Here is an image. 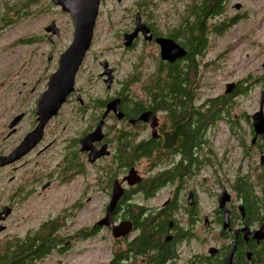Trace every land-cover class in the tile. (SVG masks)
I'll list each match as a JSON object with an SVG mask.
<instances>
[{"label":"flooded vegetation","instance_id":"1","mask_svg":"<svg viewBox=\"0 0 264 264\" xmlns=\"http://www.w3.org/2000/svg\"><path fill=\"white\" fill-rule=\"evenodd\" d=\"M41 1L42 0H39V2H30V0H0V40L3 39L5 41V36L8 33L17 30V28L22 24L24 16H26L28 12V10H25L26 6H31V10L36 11L39 9V4ZM117 1L119 3L114 2V4H112L108 0H101L93 42L84 58V61H82L79 72L76 75L75 91L68 96L66 102L62 105L60 111L54 117L61 118L65 112L72 107L71 111H73L74 114L79 113L77 116L80 117V120H83V110H86V112L91 110L93 111L92 117L95 114L102 118L106 112L107 104L112 101L119 100L120 109L124 114V117L119 119L114 112H110L106 117L103 127V138L100 142L95 144L97 149L106 147L105 152H109V154L100 157L95 163L89 162V153L83 152L80 149V141L83 139V127L79 128L80 130L78 131V134L75 133L74 137L70 140V144L67 149L63 147L54 149L56 145L54 146L52 143L47 146L41 144L45 136L44 133L42 141L24 159L4 167H0V175H4L9 168L14 171L18 170V168H22L24 160L35 152L38 154L54 152L55 158L58 159L57 163L54 162L47 173H43L38 169L40 164L38 163L31 176L37 177L33 180L27 178V180L17 189L16 195L18 197L24 195L23 192L27 189H29L32 194H40L41 191L52 189L54 186V181L50 178V176L55 172V168L58 167L60 171L59 181L67 182L68 180L74 181L76 178H81V193L79 195L80 199L84 194H86V187L88 185L84 183L83 193V167L86 165L83 161V157H87L88 163L92 166H97L99 171L103 173V175L99 176H107L106 185L101 188V192L105 194L108 199L107 203L104 204L102 209L104 214L106 213L107 207L112 198L114 181L118 180L121 184V187L125 190L124 195L120 198L113 213L116 225L124 221V219L122 220L118 217H120L119 212L123 215L122 208L124 209V198H126L127 201V196L125 195L129 193L131 194L132 198H135L141 193L140 187L137 185L130 186L126 181H124V178L128 175L130 169L135 168L138 170L139 174L144 178V180H151L152 178L162 175L165 177L167 183L155 189L149 190L151 194L148 197L142 195V199L145 200L147 204L145 206H148L149 211H154L156 214L164 211L165 209H169L174 205L172 210L175 216H173V221H170V230L166 235L165 241H172L177 236H181L182 238L176 241L174 246V257L168 260L166 264H224L226 256L232 250L233 243L236 242L234 241L235 235L238 238V244H236L233 264H239L241 259L250 252L252 253L250 260H255L256 256L258 255L261 263H263L264 114L260 116L262 118L258 121V133L254 128V117L261 108V96L264 94V59L261 67L258 69L259 74L257 76L254 75L253 78L242 81L230 80L222 82L223 86H226L229 82L236 84L234 92L229 94L230 98L232 99L231 106L230 104L226 105L227 109L231 113V117H224L219 121H216L215 125L212 128H209L204 140H206L205 142H212L210 135L214 136L216 131H223V134L225 135L222 137L223 145L219 147L218 150L214 149L215 146L203 145L201 148L202 154H200L197 149H195L193 160L189 157L185 159V157H183L181 154H173L171 148L166 145L167 140H169V143L172 144L170 135L176 131L174 129L173 119L171 117H166V113L163 115L157 114L159 119L157 137H153V128L149 124L139 120L141 113L137 114L135 109L142 108V106L144 107L150 98L139 95L137 89L135 88V84L133 83L134 80L130 81L127 79L128 76H130L129 73H132L133 70H135L133 65L135 61L131 63V68L128 71V75L123 79L119 78V65L127 53H131L132 55L140 53L134 51L139 44L142 45V50L145 48V46H155L161 57V49L156 40L157 38L165 36H163L160 31H158L156 28V23L151 16L154 14L155 18L157 17V7L165 5V7L162 9L163 22H167V24L177 22L174 26L169 28V30L174 32L177 31L181 34V36L179 34L176 41L171 37V34L174 33L172 32L168 34L167 39L179 42L181 38L183 39L186 37L184 36V33L187 32L189 25L193 24V26H196L197 16L192 14L191 8L193 10V8L200 3V0H136V4L133 8L137 7V10L133 18H131V23H129L130 17L125 14V12L128 11V6L125 4L124 0ZM256 1L257 0L236 1L233 3V8L236 12L231 14L230 5H233L232 0H226L225 13L216 19L209 20L208 24H210V27L212 28L213 25L219 21L239 22L240 20H243V18H240L241 14H239L245 9V4H243V2L247 4H253ZM49 3L53 4L51 0H49ZM110 3L116 10L106 14V10L109 9L108 6H111ZM174 5L177 12L173 10ZM59 8L61 9V7ZM46 10H48V8H46ZM39 12H44V9L40 8ZM66 14L69 15L68 13ZM35 15L36 14L33 16ZM113 15L117 16V20H121V25H119L118 29H115V25L112 21ZM249 15L251 16V19L245 21L246 25L244 30L252 26V24H248V22L258 21L257 14L250 13ZM138 21H141L142 25L148 29L147 36L151 37L152 40H147L144 32L142 31L143 29H141L138 32V37L129 47H127L125 45V35L133 34L137 30ZM101 22H105L109 28V30H107L105 33V36H108L109 33H112L116 36V45L118 47L115 48L116 50L112 55H119L118 59H113L112 55L104 50V45L106 43L97 42V29ZM232 26H230L228 30H230ZM58 28L59 30H57ZM58 28L55 29L58 37H61L63 33L59 26ZM224 36L225 35H217L213 32L209 34V38H212L213 41L212 49L214 48V43H216V40L214 41V39H223ZM256 40L257 38L255 36V31H253L251 35H249V41L251 43L248 42V44L250 46H256ZM23 41V38H18L17 42L15 41L12 45L5 46L4 48H13L17 44H23ZM41 41L49 42L50 44L53 43L50 34H47L43 40H39V42ZM97 44H99V47ZM52 57L53 55L50 54L48 61H51ZM59 57L60 56H58V60L56 59L57 68ZM86 61H90L94 64V67L98 69L96 74V77L98 78L96 82L98 84H102L105 87L104 90H106V92H110L114 86L117 87L114 95L107 94V96L103 97V99H105L104 105H101L99 109L95 107L96 104L94 102L97 99L102 100L101 97L96 98L89 95V98H87V91H85L83 95V76L86 75L83 64ZM176 62L180 63V60H177ZM107 63L108 71L112 70L111 76L113 77V82L110 84V87L106 84V80L109 79V75L103 76L104 72L106 71L105 67H107ZM135 66L136 69H139L140 64H135ZM50 73L52 75L55 73V71H51ZM48 81L46 80L44 84L45 88H42L43 90L40 93L38 92L39 94L37 93L36 98L28 102V108H26V110H22L19 115L12 120L9 126L10 130L7 134V138L11 137L12 135L14 136V134L17 133L21 128L22 122L26 120L33 121L34 119L36 122L34 125L37 127L39 118L37 113L38 104L40 98L48 87ZM127 82H129L128 86L130 89V96H128L127 99L128 113L123 110V107H125L124 97L118 95L120 88H122V84L124 85ZM25 85L26 89L34 87L28 86V82H25ZM257 87L260 88V96L257 101V104L259 103L258 110L251 112L241 110L239 104L235 103V101L243 95L245 89ZM238 90L242 91L237 93ZM139 91L141 92L142 88H140ZM78 96H80L79 100ZM193 104L196 107L194 110ZM193 104L191 109L192 111L197 112L199 108V102L197 98L194 99ZM238 107L239 111L236 112ZM13 110L15 114L16 109L15 107H12L7 112V118L14 115ZM89 115V113L86 114L87 119L90 118ZM89 120H92V118ZM73 122L74 121H71L69 123L70 127H73ZM113 122L114 124H112ZM218 122L220 123L219 125H217ZM221 125H225V128H221ZM35 127L33 128L32 125V127L22 136L19 143L9 151L0 149V158L11 155L12 152L23 143L25 137L30 132H32ZM151 138L155 139L157 143L163 142L161 145L165 146L167 149L160 152V150L155 148L152 151L153 154L150 156H139L138 160L129 168H127L126 173L115 178L110 185L111 173L113 172L114 167H117L115 162L116 152L118 150L123 151L124 148L132 150L133 146L137 147L139 143H147ZM57 151L59 153H57ZM181 164L183 165L184 170L182 177L176 175V171L181 166ZM103 165L106 166V170L102 168ZM142 168L158 169L159 173H156L149 179L148 176L145 177L142 174V171H140ZM15 178L16 177L12 175L10 177V181L12 180V182H14ZM108 178L109 181L107 182ZM29 195L30 194L26 196V199H28ZM220 195L222 199H224V196L229 197V201L224 205L225 208L221 207ZM163 197L164 201L161 202V198ZM203 197L212 199L213 207L211 210L204 209L202 201ZM215 200L217 204H215ZM157 201L160 203L155 205L154 203ZM14 204L15 200L12 198L10 202L0 205V228L5 226L8 228V221L12 216H2V212L5 209L4 207H10L14 213ZM226 223L229 224L227 229L224 227ZM179 230L182 232V234H178ZM246 230L249 231V235H246ZM255 231L261 232L262 239H260L259 242L252 238V234ZM6 232L7 230L0 233V245H7ZM139 233L140 231L134 227V231L126 238L135 239ZM217 237L220 238V241L216 244ZM244 237H247L246 240L248 242L245 241ZM117 240L122 239H116L114 253H116L117 256H111L110 261L106 264H122L119 263L120 259L118 255L125 254L126 252L124 250H126V248L122 244H119ZM209 240H212V242L208 243ZM122 246L124 249H120ZM149 250L150 249L148 248L144 255L140 257L132 256L133 250H131L132 253H130L128 256V259L130 258L131 260L128 262V264H152L151 257L155 253L153 252L152 254H148ZM254 250L257 252L255 255L253 254ZM125 263H127V261Z\"/></svg>","mask_w":264,"mask_h":264},{"label":"rangeland","instance_id":"2","mask_svg":"<svg viewBox=\"0 0 264 264\" xmlns=\"http://www.w3.org/2000/svg\"><path fill=\"white\" fill-rule=\"evenodd\" d=\"M37 1L39 2V0ZM108 1L112 4H114V2L119 3L117 0ZM135 1L136 0H124L125 4L128 6V11H126L125 14L130 17L129 23H131V18H133L137 10V7L133 8L136 4ZM236 1L241 0H232V4ZM53 4L49 3V0H42L39 4V9L43 8L44 12H39V9L36 11L31 10L32 7L27 9L28 7L26 6L25 9H27L28 12L26 16H24L22 24L14 32L8 33L5 36V41L3 39L0 40V149L9 151L19 143L22 136L32 125L33 128L35 127L34 124L36 122L34 119L33 121L26 120L22 122L21 128L14 136L12 135L7 138L12 120L18 116L22 110H26V108H28V102L32 99L34 100L37 93H40L43 90L42 88H45L44 84L46 80L48 81L51 75L50 72L56 71L57 69L56 59L58 60V56H60L73 41L74 24L70 16L64 13L57 5L55 6V4ZM243 4H245L244 11H239V14H241L240 18H243V20H240L232 27L223 39H214V41L216 40L214 48L212 49L211 46V49H208L207 52L206 61L216 60L218 55L219 59L224 61L223 63L225 66L221 72H217L210 79L211 85L208 91L212 94V98L224 95L223 81H242L251 79L254 75L257 76L259 74L258 69L263 63L264 0H257L253 4L243 2ZM233 6L234 4L230 5L231 14L236 12ZM113 7L112 5L108 6L109 9L106 10V14L112 11L114 12L116 9ZM163 7H165V5L156 8L158 11L156 18L154 14L151 16L156 23L158 31L165 36L161 38L167 39L168 34L174 32L169 30V28L174 26L177 22L170 24L163 22ZM46 8H48V10H46ZM173 10L177 12L175 5L173 6ZM250 13L257 14L258 21L248 22V24H252V26L244 30L246 25L245 21L251 19ZM34 14L36 15L33 16ZM112 21L115 25V29H118L119 25H121V20H117V16L113 15ZM58 26L63 33L61 37H58L57 32L53 34L51 31H48L49 28H58ZM57 30H59V28ZM107 30H109L108 25L105 22H101L97 29V42L106 43L104 45V50L112 55L116 50L115 48L118 47L116 45L117 39L112 33L105 36ZM253 31H255V36L257 38L255 42L256 46H250L248 44V42H250L249 35H251ZM47 34H50L53 43L50 44L45 41L39 42V40H43ZM18 38L24 39L23 44H17L13 48H4L5 46L12 45L15 41L17 42ZM31 38H33V43H27ZM209 40L213 44L212 38H209ZM97 45L99 47V44ZM134 51L140 53L136 55L127 53L120 62L119 78L123 79L128 75L131 63L135 61L133 64L135 70H133L132 74H140L141 79H134L135 81H133V83L135 84L138 94L143 95L142 91L140 92L139 89L149 82L150 78L153 76L152 74L157 70L160 53L153 45L145 46L142 50L141 44H139ZM50 54H52L53 57L51 61H48ZM112 58L118 59L119 55H112ZM142 58H144V63L141 65ZM135 64H140L139 69H136ZM83 66L85 67L86 73V75L83 76V95L85 91H87V98H89V95L96 98H103L107 96V94H115L117 87H111L112 90L106 92V90H104L105 87L96 82L98 78L96 77L98 69L94 67L93 63L86 61ZM25 82H28V86L34 87L26 89ZM204 91H207V89ZM259 96V87L247 88L235 103L239 104L241 110L247 112L256 111L259 107V103L257 104ZM204 97H206V92L204 93ZM12 107L16 109L15 114L13 110L14 115L7 118V112ZM71 110L72 107L69 108L61 118H54L49 122L41 144L47 146L52 143L54 146L56 145L54 149L62 147L67 149L75 133L78 134L79 128L83 127V132L89 128L93 121L86 118L88 111L86 112V110H83V120H80V117L77 116L79 113L74 114ZM238 111L239 107L236 109V112ZM71 121H74L73 127L69 126ZM112 124H114V122ZM220 127L225 128V125H221ZM223 136H225L223 131H216L214 136L210 135L215 150H218V148L223 145ZM57 153L59 152L57 151ZM57 161L58 159L55 158L54 152L47 154H38L35 152L24 160L22 168H18V170L15 171L9 168L4 175H0V205L10 202L12 198L15 200L14 213L10 207H4L5 209L8 208L11 210L9 216H12L8 221V228L6 226L3 227L4 229L1 232L7 230V241L9 242L18 237H24L28 230L40 226L44 221L50 218H55L58 215L67 216L68 214L71 215L67 216L69 218L67 227L69 232L68 235L72 236L73 239L64 240V242H71L68 246L69 250L67 252L65 251V253L56 252L39 264H106L110 261L114 253V248L116 247V239L113 238L109 229L101 228L97 234L85 241H80L75 237V232L81 231L83 228L94 227L97 222L104 219L105 214L102 209L108 200L106 195L101 192V188L106 185L107 176H99L103 175V173L99 171L97 166L90 165L87 157H83V161L86 164L83 167V193L84 183L88 185L86 187V194L80 199L81 178H76L74 181L68 180L67 182L59 181L60 171L58 167L55 168V172L50 176L54 181L52 189L41 191L40 194H32V192L27 189L23 192L24 195L19 197L16 195L17 189L27 178L33 180L37 177L31 176L38 163H40L38 169L43 173H47L52 164L54 162L57 163ZM104 166L105 165H103L102 168L106 170V166ZM140 171H142L145 177L148 176L149 179L156 173H159L158 169L142 168ZM12 175L16 177L14 182H12V180L10 181ZM28 194L30 195L28 199H26ZM162 201H164V197L161 198V202ZM202 201L205 210L212 209L213 201L211 198L203 197ZM159 203L160 202L157 201L154 204L157 205ZM215 204H217L216 200ZM3 215L5 214H2V216ZM219 241L220 238L217 237L216 244ZM211 242L212 240L208 241V243Z\"/></svg>","mask_w":264,"mask_h":264},{"label":"trees","instance_id":"3","mask_svg":"<svg viewBox=\"0 0 264 264\" xmlns=\"http://www.w3.org/2000/svg\"><path fill=\"white\" fill-rule=\"evenodd\" d=\"M36 1L37 0H30V2ZM225 1L226 0H200V3L197 4L193 10L191 8L192 14L197 16L196 26H193V24L189 25L187 32L184 33L186 37L183 39L180 37L181 40L179 42L174 41L187 51V55L180 59V63H169L162 60L161 57L158 59L159 66L157 70L154 71L152 74L153 76L151 75L152 77L150 76L149 82L142 87L143 96L149 97L150 100L144 107L142 106V108L135 109L137 114L141 113L140 117L147 112H152L155 116H157V114L163 115L166 113V117H171L176 131L170 135L172 144L167 140L166 145L171 148L173 154H181L185 159L189 157L193 160L195 149L202 154L201 148L203 145L214 146L212 142H205L206 140H204L209 128H212L215 122L219 121L221 118L231 117V113L226 107L227 104L231 106L232 103L229 94L212 98V94L208 91L211 85V77L223 70L225 67L224 61L219 59V57L216 60L206 61L208 49L210 50L212 46L209 40V34L213 32L217 35H226L225 33L229 31V27L238 22L219 21L215 23L212 28L210 24H208L209 20L216 19L225 13ZM30 8L31 6L27 9ZM27 9L25 10L27 11ZM179 34L180 33L176 31L171 34V37L177 41V36ZM30 42L33 43V38L27 43ZM143 63L144 58H142L141 65ZM132 73H129L131 77L128 76V80L141 79L140 74ZM128 85L129 82L124 85L122 84V88H120L118 92V95L124 97L125 107H123V110L127 113V99L128 96H130ZM205 89H207V91H204ZM241 91L242 90H238L237 93ZM205 92L206 97H204ZM195 98H197L199 102L197 112L191 109ZM104 100L103 98L102 100L97 99L94 102L96 104L95 107L99 109L101 105L103 106ZM195 108L193 104V110ZM88 113L91 115V117L89 115L90 118L88 119L92 118L93 122L90 124L89 128L83 132V137L93 132L97 127L96 124L102 119L95 114L92 117L93 111L91 110L88 111ZM161 144H163V142L157 143L155 139L151 138L147 143H139L137 147L133 146L132 150L128 148H124L123 151L118 150L115 155L117 167H114L111 173L110 185L115 178L125 174L127 168L135 163L139 156H150L153 154L152 151L155 148L160 150V152L167 149ZM176 172L177 176H183L184 170L182 164ZM108 181L109 178L107 182ZM165 183H167V181L162 175L152 178L151 180H143L141 183L137 184L141 190L139 195L135 198H132L129 193L125 195L127 196V201L126 198H124V209L122 208L123 215L119 212L120 217L118 218L132 222V232L135 227L140 233L135 239H129L126 238L128 237L126 236L120 238L122 240H117L119 244H122L126 248V250H124L126 252L125 254L118 255L120 259L119 263L128 264L131 260L130 258L128 259L129 254L132 253L131 250H133L132 256L140 257L144 255L148 248L150 249L148 254L155 253L151 257L152 264H166L168 260L174 257L175 243L182 237L177 236L172 241H165L166 235L170 230V221H173V216H175L172 210L174 205L156 214L154 211H149L148 206H145L147 205L145 200L142 199V195L148 197L151 194L149 190L160 187ZM67 216L71 215L67 214ZM67 216L58 215L55 218H50L44 221L40 226L28 230L24 237H18L9 242L7 241L6 246L0 245V264H39L56 252H67L71 242H64V240L73 239L72 236L68 235L69 232L67 227L69 218ZM101 228L104 229L106 227L94 226L91 228H83V230L75 232V237L80 241H85L97 234ZM178 234H182V232L179 230ZM252 238L257 242L260 241L254 237ZM244 239L247 241V237H244ZM234 241H236L234 243L238 244L236 235ZM123 246L120 249H124ZM255 253H257L256 250H254L253 254L255 255ZM112 256L114 257L117 255L113 253ZM251 256L252 253H248L241 259L239 264H264V262L261 263L258 255L253 261L252 259L250 260ZM262 260H264V256ZM126 261L127 263H125ZM225 261L226 259L224 260V264Z\"/></svg>","mask_w":264,"mask_h":264},{"label":"water","instance_id":"4","mask_svg":"<svg viewBox=\"0 0 264 264\" xmlns=\"http://www.w3.org/2000/svg\"><path fill=\"white\" fill-rule=\"evenodd\" d=\"M55 5L61 7L62 11L68 13L74 24V37L72 43L69 47L60 55L58 61V68L53 73L48 81V87L40 98L37 113L39 115L37 127L30 132L24 139L23 143L16 148L11 155L7 157L0 158V167L9 165L16 161L21 160L24 156L30 153L43 139L45 129L49 122L58 114L62 105L66 102L69 95L75 91V80L76 75L80 70L82 61L89 51L96 26V21L99 15L101 0H51ZM141 21H138L137 30L133 34L125 35V45L129 47L133 41L138 37L139 30L143 29L144 35L147 40H152L148 37V29L142 27ZM140 28V29H139ZM55 34V28H49ZM161 49V58L169 63H174L177 60L184 58L187 55V51L181 48L172 40H167L163 38H158L156 40ZM264 68V64H263ZM104 75H109V79L106 80V84L110 87L113 82V77L111 76V71H108L105 67ZM236 87L235 83L227 84L225 89V94H230L234 91ZM80 96H78L79 100ZM263 100L264 94L261 96V108L254 117V128L258 133V121L262 118L264 114L263 110ZM110 112H114L115 115L122 119L124 114L120 109V101H112L107 104L106 112L104 113L102 119L97 124L96 129L83 137L80 141V149L83 152L89 153V162L95 163L100 157L109 154L105 152V148L97 149L95 143H98L103 138V126L105 119ZM20 120V119H18ZM149 124L153 128L154 137L157 136V127L159 125V119L152 112L144 113L140 118ZM144 178L139 174L135 168H131L128 175L124 178L130 186H135L141 183ZM125 190L121 187L118 180L114 181V188L112 193L111 201L107 207L105 217L102 221L97 222L96 226L108 228L114 239H120L129 236L133 230V223L130 221H122L118 225L115 224L114 220V210L120 200L124 195ZM229 201V197L224 196L222 199L220 195L221 207L225 208V204ZM5 216L11 214L10 209H4L3 213ZM225 229L229 227V224H225ZM3 227L0 228V232L3 231ZM246 235H249V231H245ZM253 237L255 239H262L260 231L253 232ZM68 245V244H67ZM236 243L233 244L232 250L226 258L225 264H233L234 253H235Z\"/></svg>","mask_w":264,"mask_h":264},{"label":"clouds","instance_id":"5","mask_svg":"<svg viewBox=\"0 0 264 264\" xmlns=\"http://www.w3.org/2000/svg\"><path fill=\"white\" fill-rule=\"evenodd\" d=\"M227 84H231V82H229V83H227ZM223 89H224V94H225V86L223 87ZM220 93H222V92H220ZM217 125H219V122H218Z\"/></svg>","mask_w":264,"mask_h":264}]
</instances>
